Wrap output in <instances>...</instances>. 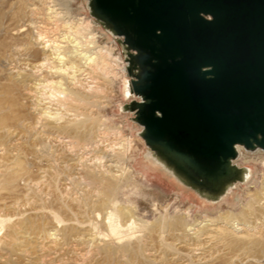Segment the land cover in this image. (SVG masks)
I'll return each instance as SVG.
<instances>
[{"label": "rangeland", "instance_id": "rangeland-1", "mask_svg": "<svg viewBox=\"0 0 264 264\" xmlns=\"http://www.w3.org/2000/svg\"><path fill=\"white\" fill-rule=\"evenodd\" d=\"M9 1L4 3L0 0V22L8 20L19 8L30 11L33 4H37L40 13H43L36 18L30 12L26 20L12 24L25 28L29 44L37 46L36 38L41 25L57 23L61 29L68 19L76 21L83 18L92 22L91 31L96 34L97 43L113 48V55L119 58L108 71H90V79L96 86L93 96L84 97L86 103L84 100L83 107L76 103L70 111L73 115L57 123L56 127L61 131L68 130L63 134L67 138L60 139L57 129H51L55 125L53 120L40 118L33 95L24 100L28 113L24 108L23 112L27 120L20 118L22 109L18 110V114L8 113L6 127L0 130V169L6 172L15 170L19 178L7 185L0 177V216L9 220L3 225L0 235L7 232L8 224L22 218H44L48 222L52 220L48 225L56 226H45L39 232L25 228L19 232L24 237L15 243L18 251V255L14 256L15 263L264 264V238H255L256 231L261 227L258 218L264 216L257 205L264 194V149H247L239 145L240 150L233 160L238 176L224 181L219 189L210 190L145 143L144 127L137 121V106L142 98L132 88L130 97L123 92L124 80L129 79L132 84L138 74L137 70L130 69L129 61L134 51L124 43L123 37L109 33V27L94 16L90 0H58L61 7L58 11L65 15L57 22L50 17L54 13L45 14L47 11L41 0ZM23 22L28 26L21 25ZM2 37L5 36L0 34V39ZM3 41L5 39L0 43ZM12 42L7 39V43ZM13 57L10 66L14 67L15 73L6 80H0V87L13 84L19 91L25 89L29 96L28 92L32 91L37 79L55 81L56 78L46 72V67L39 65L44 60L25 59L21 52H16ZM16 87L14 92H17ZM0 98L8 112L9 99ZM82 112L88 113L90 118L88 133L81 129L82 120L79 119L84 116L80 115ZM74 124L80 128L69 129ZM41 125L46 126L45 130H41ZM97 134L98 141L94 142ZM67 139L74 145L65 142ZM61 140H64L63 146L57 143ZM71 146L75 148L73 155L68 154L67 147ZM149 152L158 163L149 161ZM102 170L116 172L119 176L114 182L106 179ZM115 183L118 187L116 191L109 186ZM60 204L67 209L68 215L74 209L77 219L83 218L85 222L70 221L75 230L71 238L65 239L67 250L54 256L49 249L56 240L48 239L46 231L56 228L60 237L64 236L67 223L62 220L58 223L51 215ZM81 205H86L84 215L78 213V206ZM115 207L124 210L121 211L123 216L118 218L122 224L121 238L114 236L103 223L106 213ZM224 217H229L236 225L241 222L250 224L254 228L247 233V237L261 239V243L230 247L216 239L207 246V235L204 234L207 220L215 219L217 225H222ZM130 218L135 225L128 226ZM92 221L96 224H91ZM188 228L191 230L187 231L188 236L184 239L182 233ZM194 233H198L197 239L192 238ZM103 247L109 248V251L101 249Z\"/></svg>", "mask_w": 264, "mask_h": 264}, {"label": "water", "instance_id": "water-1", "mask_svg": "<svg viewBox=\"0 0 264 264\" xmlns=\"http://www.w3.org/2000/svg\"><path fill=\"white\" fill-rule=\"evenodd\" d=\"M93 4L140 54L132 89L142 98L137 121L148 145L216 179L225 177L237 146L264 149V0Z\"/></svg>", "mask_w": 264, "mask_h": 264}, {"label": "bare ground", "instance_id": "bare-ground-1", "mask_svg": "<svg viewBox=\"0 0 264 264\" xmlns=\"http://www.w3.org/2000/svg\"><path fill=\"white\" fill-rule=\"evenodd\" d=\"M1 1L6 3L9 0H1ZM41 2L42 4H44V7L46 8L47 11L45 13L46 15L52 13L55 14L52 16L50 15V17L53 18L52 21L57 22L58 20H61L59 18L64 17L65 13L62 11L60 12L58 11L61 10V7H59L60 3L58 2V0H41ZM90 4L94 16L97 19H99L102 24H104L105 26L107 25L109 27L108 32L119 36L117 34V30L115 29V27L97 12V10L94 7L93 0H90ZM17 11L18 12H15L11 17H9L8 20H4L0 22V34H3L5 36L0 39V40L5 39V41H3L2 44L0 43V80H6L9 75H14L15 73L14 67H11L10 65L14 59L13 56L15 55L16 52H21L22 55L25 57V59L26 57H29L30 60V58L33 57L35 58V60H41V61L44 60V62H40L39 65L43 68L46 67V72L48 73V75L52 76V78L54 76L57 80L54 79L55 81H53V80L45 79L42 82V80L37 79L36 82H34V85L31 84V86L32 85L33 86H32V91L28 92L29 96L26 95L27 92H25V89L19 91V89L16 86L13 87V84L7 87L4 85L3 87H0V96L6 97L10 101V105L8 106L9 111L7 112L3 104V99L0 98V130L6 127V122L8 120V113L17 112L18 114V110L22 109L21 111L22 116H20V118L23 119V121L27 120L28 117L26 113H24L26 111V106H24L25 105L24 100H28V98H31V95H33V97H35V100L34 99L33 100L35 101L37 109L40 112L39 114L41 115L40 118L45 117V119L48 118L53 120L55 125L51 129L53 130L57 129L56 132L57 131L59 132L57 135L60 139L67 138L63 134L68 133V130L61 131L58 127H56L58 125L57 123L61 122L60 120H62V118L65 119L67 116L73 115V113H70V111L73 108H75L76 103H79L78 106L83 107L85 100L84 97L90 98L88 96H93L96 86L93 85L92 83L93 81H91L90 79L91 78L90 71L106 70V69L108 71V69H110V66L114 64L116 65V62L119 58L113 55V50H114L113 48L108 46H100L97 43L96 40L97 36L95 33H92L91 31L92 22L89 20L86 21L85 19L83 20V18H79V20L76 21L73 20L71 21L70 19H68L67 21L64 22V25L61 26L62 27L61 29L59 28V24L57 23L56 24L49 23L51 26L41 25L39 26V28H41V31L38 33V37L36 38L37 46L29 44L27 41V33L25 32V28H23V26L18 27L17 25L12 26V24L14 23V21L15 23L16 22L19 23L21 20H26L27 18L30 17L29 16L30 12L34 13L36 15V18L37 17L39 18V16L43 13H40L41 9L37 7V4H33V8L30 11L29 10L24 11V9L22 8H19ZM41 18L43 19V17ZM21 25L28 26V24H26L25 22H23ZM59 30L62 31L63 33L58 34ZM48 33H50L51 35L46 36L45 34ZM8 38H10L13 42L7 43ZM18 47L23 49H20ZM15 48L18 50H15ZM13 50H15L16 52L14 53ZM139 57L140 54L137 51H134V54L132 55L129 61L131 71L137 70L138 71L137 73L141 72L142 69L139 67L137 63ZM90 83H92V85H89ZM15 87L17 88L16 89L17 92H14ZM131 88H132L131 81L129 79L124 80L123 92L128 97L132 96ZM23 108L25 111L23 110ZM86 114L82 112V114L80 115L82 116L84 115V116L80 117L79 119V121L82 120L80 121V125L84 133H88L90 131V126H88L90 118L88 113ZM41 127L43 128L41 129L43 131L45 130L46 126L41 125ZM49 127L48 129H50ZM79 128H80L79 126L74 124V127L73 125H71L69 129L78 130ZM97 137H99V134L95 136L94 142L98 141L96 140ZM62 142L64 143V140H61L59 142L57 141L58 145L63 146L64 144H62ZM65 142L74 145V142H72L70 139L65 140ZM145 143L148 145V142L146 140ZM108 146L109 144L106 145V147ZM149 146L153 150H156L157 152L161 153L163 156L167 157V159L171 163H173L172 162L173 160L179 165L183 166L190 174H192V176L195 179H197L198 181H200L210 189H218L225 180L234 179L238 176V168L233 164L234 159H232L228 163L225 177L216 179L213 177H206L200 174L185 157L180 156L175 152L169 151L159 144H151ZM67 148H69V152H68L69 155H71L73 151H75V148L73 146ZM236 149L238 155V150H240V147L237 146ZM108 150L109 149H107L106 151ZM149 161L155 164L158 163L152 158V154L150 152H149ZM262 164L264 165V161H262ZM174 165L176 166V164ZM14 172L16 171L13 170V172H10L9 170L8 172H6L5 169L4 170L0 169V177L5 179L7 185H11L15 182V180L19 178V175ZM102 172L104 174V177H106V179L113 180L114 182L119 176L116 172L111 173L108 170H102ZM109 186L113 187L115 191L118 188L116 187V183ZM257 205L260 208V211L264 213V194L261 197V200L257 202ZM78 208L80 210L78 211V213L80 212L81 215L86 214V205L78 206ZM55 210L56 211L51 212L53 219H57L58 223L61 220L67 223V225H65L64 228V236L60 237V235L57 233L56 228H50L47 229L46 231V235L48 239L56 240L55 245L49 249V252H51L54 256H58L60 255V253L65 252L67 250V246H66L67 244L65 239L71 238L72 232L75 230V227L71 224L70 221L84 223L85 219L83 218L77 219L74 209L73 212L69 213L68 215L66 213L67 209L64 207L63 204H60V207H57ZM121 211L122 210H118L115 207L114 209L106 213V218L103 221L104 226L110 229L113 235L118 238L122 237L120 232L121 231L120 228L122 224L118 220V218L120 219V217L123 216L122 212L124 210L122 212ZM258 219H260L261 221L260 222L261 227L258 229V231H256L258 232V234H256L255 238L256 237L264 238V216L260 215ZM7 221L9 220H7L5 217L0 216V225H1L0 230L3 229V225H6ZM207 221H208L206 223L207 225H205L207 231L204 233L205 235H207L206 236L207 240L205 242L206 245L207 243L209 244L213 243L216 239H218L221 243L227 244V246L230 247H234L239 244L250 243V242H254L255 245H259L261 243V239H254V238L252 239L251 237H247V233L249 231H252L254 228L248 223L241 222L238 225H236L235 222L229 220V217H224V219L221 220L223 223L222 225L219 224L217 225L216 223L217 221L215 219H208ZM49 222L52 223V220H50ZM49 222L47 219L44 218L40 220L32 219V218L31 219L22 218V220L18 222H11L10 224H8L7 232L2 236L0 235V264H18L17 262L15 263L16 259L14 258V256L18 255L17 253L18 251L15 248L16 247L15 243L16 241L24 237L19 235V232H21L24 228L29 229L33 232H39L45 226L52 227L53 224L48 225ZM91 224L94 225L96 224V222L92 221ZM133 225H135V221L132 218H130L128 226H133ZM188 230L191 229L190 228L185 229V232L182 233L184 239L188 236L187 234ZM193 235L194 236L191 235L192 238L197 239L199 237L196 236L198 235V233H194ZM132 248L133 247L129 249ZM99 249L100 248H98V251ZM101 249H103L104 251H109V248L107 247H103ZM70 263L77 264L72 262Z\"/></svg>", "mask_w": 264, "mask_h": 264}]
</instances>
